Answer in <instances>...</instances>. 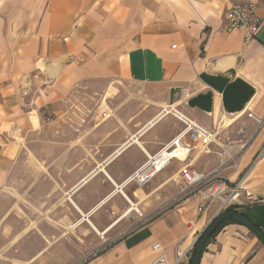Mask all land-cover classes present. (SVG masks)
<instances>
[{"label":"crops","instance_id":"0c3cea01","mask_svg":"<svg viewBox=\"0 0 264 264\" xmlns=\"http://www.w3.org/2000/svg\"><path fill=\"white\" fill-rule=\"evenodd\" d=\"M239 2L0 0V264H153L159 255L172 263L188 250L217 204L203 213L194 193L177 210L162 208L178 195L183 167L201 175L219 168L217 147L183 138L184 160L171 159L144 185L129 180L182 131L175 116H161L166 107L219 140L242 128L254 134L235 172L217 173L228 186L242 178V204L227 211L264 235V9L256 8L259 28L245 43L224 29L223 15ZM81 86L104 91V108L87 127L77 124L83 114L67 112ZM125 198L139 215L101 239L97 232L129 209ZM199 264H264V248L227 222Z\"/></svg>","mask_w":264,"mask_h":264},{"label":"built area","instance_id":"2783aa9c","mask_svg":"<svg viewBox=\"0 0 264 264\" xmlns=\"http://www.w3.org/2000/svg\"><path fill=\"white\" fill-rule=\"evenodd\" d=\"M257 7H262L264 9V0H258L256 3H251L248 0H241V2L233 4L223 15L224 29L226 33L239 31L243 34L245 43L253 41L259 28V23L255 16V10ZM247 117L251 119L257 125V127H259L262 123L261 119L255 117L251 113H247ZM181 123L183 124V129L179 133L178 137L169 145H167V147H164L159 153L151 158H148L143 167L139 171L134 173V175H132V181H134L138 185H144L151 178V175L161 170V163H157L160 158V154L163 151H169V148H173L171 149V151H169L170 153L175 151L178 148V144L181 145V140L183 138H187L192 143V145L201 144L203 147H206L209 144H214L219 149H221L215 141V133L208 132L207 130L203 129L190 120L181 121ZM244 136H246V129L242 128L237 134L238 141H228L226 143H222L221 141L220 142L222 143V145H226L232 148L233 146H238V148H235L237 149L236 154L241 155V153L245 151V143H248L252 135L246 137V141L242 144ZM217 139L219 138L217 137ZM232 148L229 150L230 153ZM220 153H223V156L221 158L222 161L224 157H228L230 161L232 160L233 164L228 166L227 169L234 168L235 171V165L240 162L238 160L234 161L232 157L230 158V153L227 154L224 149H221ZM171 159L173 158H170L167 161L169 162ZM216 174L217 171H213L208 175H201L198 171L194 170L188 165L183 167V169H181L179 173V193L175 198L169 201L168 206H170L171 208H176L177 210L179 209V206L185 203L189 195L196 193L205 203L201 208V211L203 213H206L213 204H217V209L215 210L213 217L215 218L225 211L233 209L234 207L242 204V202L239 201V199L241 198L242 189L240 188V182L242 178L234 185L228 186L226 180L217 177ZM198 236L196 237V239L198 238ZM192 247L193 244L183 254H180L179 251H177L172 263H169L164 255H159L155 259L153 264H189ZM151 248L153 251H159L160 246L159 244L155 243Z\"/></svg>","mask_w":264,"mask_h":264},{"label":"rangeland","instance_id":"374dc122","mask_svg":"<svg viewBox=\"0 0 264 264\" xmlns=\"http://www.w3.org/2000/svg\"><path fill=\"white\" fill-rule=\"evenodd\" d=\"M129 89L132 90L133 94H135V95L136 94L139 95L141 93L143 94V92H141L139 88L131 87ZM111 92L112 93H117L116 90L115 91L112 90ZM112 93L109 92L108 95L112 96L113 95ZM103 96H104V91H101L98 94V93H94V91H92V89H90L87 86L77 87L71 92V94L68 97L67 112L70 113V114H72V113L73 114H78L79 117H80L81 114H83L85 119H82V120L80 119L81 121L78 120L77 124H80L82 122V123H84V126L87 127V126H89V123H90L89 118L92 116V114L97 113L98 111H100V108L103 107V105L105 103L104 99H103L104 98ZM106 106H108V108H109V104L108 105L106 104ZM113 106H117V104L113 103ZM75 117L76 116H74V115L69 116L70 119L71 118H75ZM69 122L74 125L75 120H72V121L69 120ZM246 137H248V136L247 135L244 136V139L242 140V144L246 141L245 140ZM253 137H254V134H252V136L249 139L248 143H245L246 145L244 146V149H246L249 146V144L251 143ZM237 138L238 137L236 135V137L234 139H232V140H227V141L224 140L223 141L222 139H220V141L222 143H226L228 141L236 142V141H238ZM217 149H218V151L220 153L221 149H219L218 147H217ZM236 150L234 151V153H230V155H231L230 158L232 157L234 159V161H237V160L240 161V157L242 156L243 152L241 153V155L240 154H236ZM222 164H224V165H222ZM232 164H233L232 160L230 161L228 159V157H224L223 161L221 160L219 168L216 171L228 170L229 172H235L234 168L233 169H227L228 166H230ZM216 175L218 177V173ZM169 201L163 206L162 210H166V209L171 208L170 206H168ZM136 216H137V213H136ZM150 217H152V216H150ZM150 217H147V218H150ZM38 218L41 219L40 217H38ZM24 219H26V217H24ZM140 219H142V218L140 217L138 219V221L137 220L135 221L134 219H131L132 223L128 227L124 228L123 231H121L120 234L122 236H124L125 234H128L129 232H131L132 230L137 228L140 225L138 222H142V220H140ZM101 239H103V238H101ZM193 248H194V245L192 247V250H193Z\"/></svg>","mask_w":264,"mask_h":264},{"label":"water","instance_id":"95a60500","mask_svg":"<svg viewBox=\"0 0 264 264\" xmlns=\"http://www.w3.org/2000/svg\"><path fill=\"white\" fill-rule=\"evenodd\" d=\"M233 222L240 226L245 227L247 230L252 232L261 245L264 248V235L260 229L254 227L242 214L234 212V211H226L219 216L213 218L205 229L199 234L198 238L193 243L194 246V254L191 260V264H199V258L203 247L205 246L206 242L212 236V234L216 231V229L223 223V222Z\"/></svg>","mask_w":264,"mask_h":264},{"label":"bare ground","instance_id":"6f19581e","mask_svg":"<svg viewBox=\"0 0 264 264\" xmlns=\"http://www.w3.org/2000/svg\"><path fill=\"white\" fill-rule=\"evenodd\" d=\"M104 108V107H103ZM107 108V107H106ZM162 115L161 116H164L165 114H172L173 116H175L180 122L181 121H187V120H189V119H187V118H185L184 116H182V115H180L179 113H177L173 108H165L164 110H163V112L161 113ZM161 116H158V119H159V117H161ZM156 121V120H155ZM216 136V135H215ZM216 139H215V141H216V143H217V145H219L220 146V148L221 149H224L226 152H227V154L228 153H230V149L232 148V147H228V146H226V145H222V143L220 142V140L219 139H217V136L215 137ZM233 148L235 149V148H238V146H233ZM232 148V149H233ZM186 155H187V152L185 151V149H183V147L180 145V144H178V148L175 150V151H173L172 153H170L169 151H163L161 154H160V158H159V160H158V164L159 163H161V165H162V167H161V170L169 163L167 160H169L170 158H177V159H180L181 161L182 160H184L185 159V157H186ZM219 156H220V158H222V156H223V153H220L219 154ZM239 167V163H237L236 165H235V168L237 169ZM103 173L105 174V171H103ZM156 174V173H155ZM154 175V174H153ZM153 175H151V177L153 176ZM132 177V176H131ZM130 177V179L129 180H131L132 181V178ZM122 194V193H121ZM112 195V194H111ZM110 195V196H111ZM122 196H123V194H122ZM127 197V196H126ZM67 198L70 200V197L69 196H67ZM108 199V198H107ZM126 199V198H125ZM71 201V200H70ZM126 201L128 202V203H130V207H129V209L127 210V211H125L124 213H123V215L119 218V219H117V221H115L108 229H105V231H103V232H97V234L99 235V237H101V238H104V234L107 232V231H109L117 222H119L120 221V219H122L123 217H125V216H127V215H129L131 212H135V213H137V214H139V211H138V208H137V206L135 205V204H133V203H131L128 199H126ZM132 201V200H131ZM105 203V202H104ZM71 204H72V202H71ZM84 217V216H83ZM88 219V218H87ZM88 221V220H87ZM86 221V222H87ZM79 223L80 222H77V223H74L72 226H71V230H74L78 225H79ZM93 225V224H92ZM97 227V226H96ZM70 229V228H69ZM70 230V231H71ZM98 231V230H97ZM185 251H179V253L180 254H183Z\"/></svg>","mask_w":264,"mask_h":264},{"label":"trees","instance_id":"16d2710c","mask_svg":"<svg viewBox=\"0 0 264 264\" xmlns=\"http://www.w3.org/2000/svg\"><path fill=\"white\" fill-rule=\"evenodd\" d=\"M227 222H230V221H227ZM227 222H223L217 229H216V231L212 234V236L218 231V229L224 224V223H227ZM211 236V237H212ZM210 237V238H211ZM195 246V245H194ZM193 254H194V248H193V250H192V252H191V258H190V262H189V264H191V260H192V257H193Z\"/></svg>","mask_w":264,"mask_h":264}]
</instances>
